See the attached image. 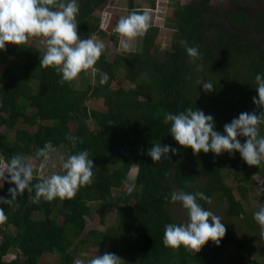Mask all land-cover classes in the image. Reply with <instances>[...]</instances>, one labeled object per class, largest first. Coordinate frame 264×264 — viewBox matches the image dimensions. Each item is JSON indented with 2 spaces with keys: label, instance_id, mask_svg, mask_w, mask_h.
<instances>
[{
  "label": "trees",
  "instance_id": "trees-1",
  "mask_svg": "<svg viewBox=\"0 0 264 264\" xmlns=\"http://www.w3.org/2000/svg\"><path fill=\"white\" fill-rule=\"evenodd\" d=\"M109 1L78 0V35L103 38L111 32L117 18L100 29L96 15ZM145 1L149 9L156 3ZM127 2L129 14L143 13L133 0ZM247 14L216 11L210 0L176 3L163 13L162 26L172 32L169 50L157 56L158 27L150 25L138 50L115 53L110 61L102 54L95 67L108 74L107 84L100 85L99 75L93 73L92 83L83 89H75L70 82L61 84L54 68L40 67L45 50L28 42L7 44L0 50V64L7 63L0 67V128H5L0 132V161L13 154L35 157L48 144L52 149L63 147L66 158L86 150L94 164L93 182L72 199H42L34 204V191L26 190L17 198L18 207L0 204L7 215L0 223V264H73L78 254L86 252L114 253L125 264H264L251 257L242 236L227 228L219 246L209 241L198 253L163 244L165 225L181 224L169 211L170 194L177 190L218 198L225 203L226 218L242 217L249 227L255 222L244 212L242 194L255 185L254 175L264 178V163L249 166L238 152L194 154L179 146L170 135V123H163L165 113L197 108L211 115L215 130L224 134V125L242 112L259 114L253 97L258 99L255 76L264 73V8ZM182 41L198 46L202 60L191 63ZM198 65L203 70L198 71ZM203 82H212L215 89L205 93ZM89 99H100L103 109L88 108ZM259 131L264 135V124ZM66 136L78 138L75 147ZM238 139L241 144L246 141ZM155 143L176 148L177 153H170V160L153 162L147 152ZM34 161L40 163L42 158ZM132 166L131 184L136 188L129 194L122 187ZM36 176L33 184L43 179L37 171ZM226 179L234 186H228ZM1 186L0 197L11 199L9 188L15 186ZM92 203H97L98 226L85 230ZM199 203L210 210L209 203ZM109 211L113 220L104 226ZM10 251H15V257L5 263ZM45 256L54 257L53 262H40Z\"/></svg>",
  "mask_w": 264,
  "mask_h": 264
},
{
  "label": "clouds",
  "instance_id": "clouds-1",
  "mask_svg": "<svg viewBox=\"0 0 264 264\" xmlns=\"http://www.w3.org/2000/svg\"><path fill=\"white\" fill-rule=\"evenodd\" d=\"M78 13V0H0V50H5L7 44L20 46L31 38H39L45 48L40 67L54 68L61 76V84L71 82L82 72L91 70L99 75V84L103 86L108 83L109 76L95 65L105 51V44L91 36L80 39L76 20ZM149 27L148 13L133 10L118 20L113 31L120 37V46L128 51L130 42L143 35ZM181 43L191 63L196 64L202 60L198 46H188L187 41ZM197 70H203L202 65H198ZM255 85L258 99L253 97V103L261 111L259 114L256 111L242 112L238 118L224 125V134L215 130L216 124L211 115H205L197 108L165 113L163 123H170V135L179 146L190 148L194 154L212 152L219 156L223 152H238L247 165L260 167L264 163V135L259 131V126L264 124V73L255 76ZM202 87L205 93H211L215 89L212 82H203ZM238 137L246 138L245 143L241 144ZM66 139L75 147L77 137L66 136ZM170 153L175 155L177 149L155 143L147 155L153 162H161L162 158L170 160ZM49 157L50 146L45 144L36 152L35 157L13 154L9 160L0 163V184L15 186L9 188L11 199L0 197V204L11 208L26 190L34 191V204H39L42 199L47 202L56 198L72 199L81 187L93 182V160L89 158L88 151L84 150L69 155L66 159L61 157L63 174L54 172L33 184L37 179L33 160L42 158L40 166L43 167ZM135 188L134 183L128 184L127 192L132 194ZM170 199L172 203L179 202L182 205L188 219L185 223L165 225V247L179 249L183 246L189 252L198 253L209 241L219 246L225 237L226 227L218 215L199 203L204 201L210 204L211 199L207 195L203 192L187 193L177 190L171 192ZM253 219L259 225L260 237L264 239V205H260L254 212ZM6 220V212L0 209V223ZM75 264H85V261L77 259ZM86 264L125 262L116 254L106 252L89 259Z\"/></svg>",
  "mask_w": 264,
  "mask_h": 264
},
{
  "label": "rangeland",
  "instance_id": "rangeland-1",
  "mask_svg": "<svg viewBox=\"0 0 264 264\" xmlns=\"http://www.w3.org/2000/svg\"><path fill=\"white\" fill-rule=\"evenodd\" d=\"M128 0H110L102 9L100 13H97V17H99V28L104 29L106 24L111 22L114 18H117L118 20L122 16L129 15L127 10V2ZM156 3L152 9L148 8V4L145 0H133V5L135 7H139L143 12H147L150 16V25L158 27V32L154 38V44L157 46V56L161 57L163 53L166 50H169V44L171 41V34L172 32L165 27L162 26V20H163V13L166 8L174 6V4L183 5L186 4L192 0H155ZM210 4L216 11H229V12H238L243 11L247 12L249 14H254L256 11H261V9L264 8V0H210ZM247 14V15H249ZM221 20L224 22L225 25V19L221 18ZM116 22V23H117ZM114 24V27L116 25ZM113 27V29H114ZM113 29L111 32L106 33L103 38L98 37L96 34H84V35H78L80 39H88L91 37L99 39L103 41L105 44V51L103 54L106 56L107 60H111L113 54H123L129 52H134L138 50L140 46L141 36L136 38L135 40L130 42V48L128 51H125L120 46V37L118 34H116ZM256 33V32H255ZM113 37L116 41L114 44L113 41L109 37ZM255 36H258L256 33ZM28 43L32 44V46L40 49L45 50L44 46L40 43L39 38H31L29 39ZM5 64H0V67L5 66ZM122 72L119 71L118 76L121 77ZM93 81V72L91 70H88L86 72H82L77 79L71 81V85L75 89H83L87 83H92ZM116 86L115 82H112V87ZM86 106L90 109H103L102 103L100 99H89L85 102ZM89 129H92L94 127L93 123L91 121L88 122ZM72 128V126H70ZM5 128H0V132H4ZM9 137L13 136V131L8 132ZM61 157H64L66 159V152L63 147L52 149L50 148V157L47 162H44L43 167L40 166V163H37L33 160V163L36 167V171L39 177L46 178L50 176L52 173H61L63 174V169L61 167L62 161ZM0 163H3L0 161ZM135 174V167L132 166L128 172L127 175V181L123 185V189L128 186V184H131V180L134 177ZM254 181L255 185L251 187H247L246 191L243 192V196L245 197L244 201H241V204L243 206L244 212L248 218L253 219V214L255 211L258 210L260 205H264V178L254 175ZM226 183L228 186H234V182L230 181L229 179H226ZM1 186V184H0ZM233 195L236 200L240 201V197L236 190L233 191ZM97 207V203L90 204V215L85 218V230H89L93 227H97V217L95 214V209ZM210 210L214 212L216 215H218L221 218L222 223L225 224V227L235 234L242 236L248 243V250H250V255L252 258L262 262L264 261V239L260 237V228L259 225L254 222V224L249 227L246 225V222L244 219L241 218H226L223 215V211L225 209V203L223 201H220L218 198L213 197L211 200V203L209 204ZM169 211L171 216L180 223H185L188 219L186 211L183 209L182 205L179 202L171 203L169 206ZM34 218H39L38 214L34 215ZM113 220V211H109L106 217V220L104 222V226L109 225ZM56 221L58 223L61 222L60 218H56ZM10 233H14V230L12 227L9 229ZM15 257V251H10L7 256L4 257V262L8 263ZM95 257L94 253L86 252V253H80L75 257V260L73 264H75V261L77 259H81L86 262ZM54 257L51 256H45L41 258L40 262H46L51 263L53 262Z\"/></svg>",
  "mask_w": 264,
  "mask_h": 264
}]
</instances>
